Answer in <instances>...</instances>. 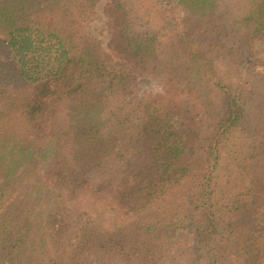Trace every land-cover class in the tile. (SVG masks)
Segmentation results:
<instances>
[{
    "label": "trees",
    "instance_id": "16d2710c",
    "mask_svg": "<svg viewBox=\"0 0 264 264\" xmlns=\"http://www.w3.org/2000/svg\"><path fill=\"white\" fill-rule=\"evenodd\" d=\"M99 3L0 0V264H259L264 0Z\"/></svg>",
    "mask_w": 264,
    "mask_h": 264
},
{
    "label": "rangeland",
    "instance_id": "374dc122",
    "mask_svg": "<svg viewBox=\"0 0 264 264\" xmlns=\"http://www.w3.org/2000/svg\"><path fill=\"white\" fill-rule=\"evenodd\" d=\"M106 1L107 0H100V3L97 7L95 21L87 26V31L96 37L103 45V48L108 51V20L103 11ZM245 48L248 54H254L258 58L264 59V41H254L252 43L246 44ZM109 68L111 71H118L121 73L128 71V65L116 58L111 59ZM139 84L144 92H157L160 90L158 83L150 77H140ZM173 124L176 128L180 129L184 124V121L178 116L173 119ZM258 224H260V228H262V232L260 233L258 239L259 264H264V212L259 216ZM179 237L182 240H186L187 242H192L193 240L192 236L185 232H180Z\"/></svg>",
    "mask_w": 264,
    "mask_h": 264
}]
</instances>
